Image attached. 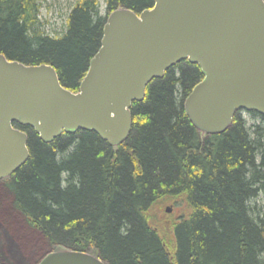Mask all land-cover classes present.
I'll use <instances>...</instances> for the list:
<instances>
[{
    "label": "trees",
    "instance_id": "16d2710c",
    "mask_svg": "<svg viewBox=\"0 0 264 264\" xmlns=\"http://www.w3.org/2000/svg\"><path fill=\"white\" fill-rule=\"evenodd\" d=\"M44 1L0 0V53L54 66L72 91L110 13L155 3L106 0L104 16L100 0H78L63 34L51 36L40 19ZM203 78L185 60L153 79L118 147L85 130L45 143L17 124L30 158L0 182V245H9L2 262L33 264L46 249L69 248L108 264H264V116L249 112L261 122L248 125L237 112L225 132L202 135L185 100Z\"/></svg>",
    "mask_w": 264,
    "mask_h": 264
},
{
    "label": "water",
    "instance_id": "95a60500",
    "mask_svg": "<svg viewBox=\"0 0 264 264\" xmlns=\"http://www.w3.org/2000/svg\"><path fill=\"white\" fill-rule=\"evenodd\" d=\"M154 1L140 13L124 7L110 13L78 91L64 87L50 64L27 65L0 53V179L30 158L28 133L17 124L32 127L45 143L85 130L110 146L124 144L133 103L185 60L204 74L185 100L202 135L225 132L242 110L264 116V0ZM38 264L108 263L62 248Z\"/></svg>",
    "mask_w": 264,
    "mask_h": 264
},
{
    "label": "rangeland",
    "instance_id": "374dc122",
    "mask_svg": "<svg viewBox=\"0 0 264 264\" xmlns=\"http://www.w3.org/2000/svg\"><path fill=\"white\" fill-rule=\"evenodd\" d=\"M78 0H46L42 3L41 12H40V19L42 22H44L43 29L51 36H58L63 34V32L66 30V23L68 16L73 8V6L76 4ZM100 12L102 15H106V0H100ZM242 116L246 119L248 125L258 124L261 122V119L254 118L250 113L243 111ZM259 204H262L261 200L258 202ZM169 205V204H168ZM166 206H164L160 212L161 218H164L163 210L165 211ZM176 207H173L171 212L166 213H173V214H179L180 211L175 209ZM9 247V245H0V264H4L1 260L2 250L3 248ZM49 253V249H46V251L34 261L33 264H38L47 254ZM12 255V254H11ZM11 255L9 254L10 260L14 262L15 258L12 259ZM18 258V257H17Z\"/></svg>",
    "mask_w": 264,
    "mask_h": 264
},
{
    "label": "flooded vegetation",
    "instance_id": "af4514ba",
    "mask_svg": "<svg viewBox=\"0 0 264 264\" xmlns=\"http://www.w3.org/2000/svg\"><path fill=\"white\" fill-rule=\"evenodd\" d=\"M82 81V80H81ZM12 176V175H11ZM11 176H9V177H7V178H3V179H0V182H6V181H8L10 178H11Z\"/></svg>",
    "mask_w": 264,
    "mask_h": 264
}]
</instances>
